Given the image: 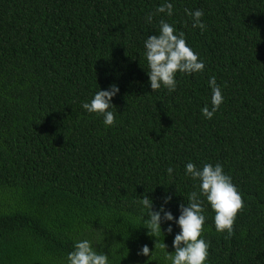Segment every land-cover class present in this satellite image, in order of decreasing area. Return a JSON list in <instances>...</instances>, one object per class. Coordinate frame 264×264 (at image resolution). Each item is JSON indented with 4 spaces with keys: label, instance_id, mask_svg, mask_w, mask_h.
Listing matches in <instances>:
<instances>
[{
    "label": "trees",
    "instance_id": "1",
    "mask_svg": "<svg viewBox=\"0 0 264 264\" xmlns=\"http://www.w3.org/2000/svg\"><path fill=\"white\" fill-rule=\"evenodd\" d=\"M163 2L0 0V264H61L82 232L105 233L111 264H146L137 251L156 240L135 201L149 192L158 209L167 190L178 217L198 190L189 161L222 164L245 205L225 239L205 201L207 264H264V0H172V17L146 22ZM185 9L203 10V34ZM161 19L205 61L171 94L152 92L145 72L143 43ZM213 75L224 103L207 120ZM111 84L106 129L81 104ZM162 229L151 264H163V241L174 251L179 228Z\"/></svg>",
    "mask_w": 264,
    "mask_h": 264
},
{
    "label": "clouds",
    "instance_id": "2",
    "mask_svg": "<svg viewBox=\"0 0 264 264\" xmlns=\"http://www.w3.org/2000/svg\"><path fill=\"white\" fill-rule=\"evenodd\" d=\"M163 14L167 17L174 15V3L172 0H164L153 13L146 16V22L151 23L155 15ZM185 14L191 18L192 27L198 28L203 34L207 30L203 22L204 12L197 9L190 11L185 9ZM144 58L147 62L146 75L152 92L161 89L169 94L177 90V75L193 76L202 74L205 70V61L188 45L185 33L179 31L174 24L165 19L159 21L158 32L148 36L143 43ZM208 87L211 90L210 105L201 109L203 117L212 120L221 105L224 103L222 86L217 84L216 77L210 76ZM120 88L117 84H111L106 90L95 91L91 100L81 104L82 109L89 115L102 118L103 126L112 128L116 123L117 112L113 100L119 95ZM171 178L173 168L167 169ZM184 176L197 182L198 190L192 191L187 196V202L178 205L179 216L174 217L168 209L173 196L165 191L162 203L155 209V202L145 193L138 197L135 203L141 210V220L147 236L156 240L154 250L150 251L147 244L142 245L137 255L147 257L146 264L160 259L156 253L157 237L165 235L162 229L167 224V234H173V225L179 228L172 240L174 251L169 252L168 246L159 244L162 252L163 264H207L210 255V242L204 238L205 231V201L214 212L215 231L230 239L234 236V224L238 214L244 209L242 195L233 183L232 177L226 174L224 167L219 162L205 163L198 167L189 161L184 167ZM146 214V215H145ZM84 226V232H87ZM73 242V249L67 253L61 264H111L110 255L104 251L105 233L95 236H87L83 232ZM102 245L98 249L97 245Z\"/></svg>",
    "mask_w": 264,
    "mask_h": 264
}]
</instances>
